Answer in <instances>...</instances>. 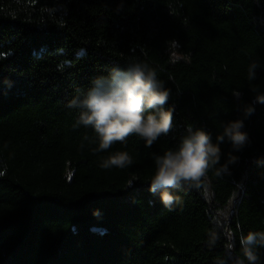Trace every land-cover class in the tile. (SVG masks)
Wrapping results in <instances>:
<instances>
[{"label": "trees", "instance_id": "1", "mask_svg": "<svg viewBox=\"0 0 264 264\" xmlns=\"http://www.w3.org/2000/svg\"><path fill=\"white\" fill-rule=\"evenodd\" d=\"M183 59L173 63L177 51ZM130 59L171 97L172 129L150 148L133 135L103 152L68 102ZM255 61L256 79H248ZM239 92V96H234ZM264 0H0V264H234L239 237L264 232ZM251 105L247 118L242 109ZM243 120L249 142L220 143L200 187L148 191L154 154L187 127L216 142ZM126 151L133 163L101 168ZM215 237V243H212ZM264 264V247L256 249ZM244 264H247L245 259Z\"/></svg>", "mask_w": 264, "mask_h": 264}, {"label": "clouds", "instance_id": "2", "mask_svg": "<svg viewBox=\"0 0 264 264\" xmlns=\"http://www.w3.org/2000/svg\"><path fill=\"white\" fill-rule=\"evenodd\" d=\"M177 51H173V63L183 59L178 54L179 41H174ZM259 65L253 61L248 69V79H256ZM234 96H239L235 92ZM171 92L159 79L157 72L149 64L130 59L123 66L114 65L106 77H96L90 87L80 95L74 96L68 107L79 109L77 125L91 128L95 133L97 147L94 152L107 151L116 143H126L128 137L137 136L151 147L161 136H167L172 129V108H165ZM255 102L264 104V94H257ZM245 118L254 108L245 105L242 109ZM243 120L237 119L222 123V133L213 142L211 134L201 128L187 127L178 145L154 154V172L148 182V191L159 198L161 205L171 210L178 203L173 190L183 187H200L211 168L220 165V143L227 140L236 151L242 149L249 138L242 131ZM237 157L228 154L227 160L220 165L218 175L229 172L228 165L235 163ZM133 163L126 151H116L103 158V169H124ZM213 237L212 243H215ZM240 251L244 259L237 258L234 264H260L258 247H264V232L249 231L239 237Z\"/></svg>", "mask_w": 264, "mask_h": 264}]
</instances>
